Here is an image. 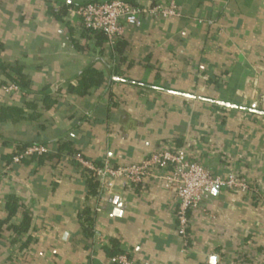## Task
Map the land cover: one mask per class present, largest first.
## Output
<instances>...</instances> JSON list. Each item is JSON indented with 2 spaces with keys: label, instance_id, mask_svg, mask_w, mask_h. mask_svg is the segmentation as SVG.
<instances>
[{
  "label": "crops",
  "instance_id": "1",
  "mask_svg": "<svg viewBox=\"0 0 264 264\" xmlns=\"http://www.w3.org/2000/svg\"><path fill=\"white\" fill-rule=\"evenodd\" d=\"M98 1L0 0V85H12L17 75L9 68H20L29 89L0 91V106L38 116L0 123L7 141L0 139V221L9 198L17 200L1 230L0 264H109L112 242L149 264H210L213 252L233 244L251 253L237 264H264V117L215 104L264 112V0H124L141 7L173 2L179 16L124 27L121 55L68 18L69 10ZM64 7L63 18L52 15ZM88 67L103 83L78 97L68 87ZM17 143L50 153L42 165L34 158L10 166ZM62 143L96 168L139 164L153 150L175 146L253 189H213L184 245L172 193L161 182L116 181L88 196L85 170L58 151ZM86 208L94 212L90 236L79 218ZM25 212L29 227L19 234L9 227Z\"/></svg>",
  "mask_w": 264,
  "mask_h": 264
},
{
  "label": "built area",
  "instance_id": "2",
  "mask_svg": "<svg viewBox=\"0 0 264 264\" xmlns=\"http://www.w3.org/2000/svg\"><path fill=\"white\" fill-rule=\"evenodd\" d=\"M178 16L179 12L173 2L141 7L133 6L124 0H104L87 3L68 11V18L78 20L84 30L103 34L110 47L122 41L126 26L140 28L146 19L168 20ZM0 91L7 94L18 92V89L14 85H0ZM49 153L50 149L45 145L26 147L16 151L10 166H18L25 160ZM69 160L78 168L93 174L99 184L100 194L106 192L108 183L116 181L132 187L143 181L161 182L162 188L172 193L176 234L184 245L189 238L193 215L205 214L207 198L215 187L221 190L239 189L245 194H250L253 189L248 180H238L235 173L227 178L214 174L184 149L175 146L155 149L139 164L115 167L105 164L102 168H96L79 153L72 155ZM109 264L149 262H139L128 253H123L111 257Z\"/></svg>",
  "mask_w": 264,
  "mask_h": 264
},
{
  "label": "trees",
  "instance_id": "3",
  "mask_svg": "<svg viewBox=\"0 0 264 264\" xmlns=\"http://www.w3.org/2000/svg\"><path fill=\"white\" fill-rule=\"evenodd\" d=\"M88 3H91V2H88ZM66 10H67V8L64 7L63 9H61L57 13L55 11H51V12H52V15L54 17L61 19L66 15ZM87 32H89V31H87ZM92 33L96 34L95 38L98 41L97 43H100L101 41L105 42L106 39L103 36V34L96 33V32H92ZM124 49H125V44L122 43L121 41L116 44V51L119 55L122 54V51H124ZM0 68H1V66H0ZM9 70L13 71L17 75L16 78L10 79L12 85L16 86L20 93L28 94L29 93L28 81L22 75V70L20 68H15V69L9 68ZM126 81H128V80H126ZM128 82L131 85L143 86L139 82H134V81H130V80ZM102 83H103L102 74L99 73L94 68L88 67L87 69L83 70L79 74V76L77 78V85L75 87L69 86L68 88L72 93L76 94L78 97H83V96L88 95L89 91L91 89L99 88ZM43 105L46 107V103L43 102ZM25 106H28L31 109H35L34 105L32 103H27ZM213 107L219 108L215 105H213ZM37 117L38 116H30V115L25 114V112L22 108L0 106V123L15 124V123L23 122V121H31V120L36 119ZM0 139H2V141H4V143H7V141L1 135H0ZM34 145H38V144H36V143H17L16 151L23 150L26 147H30V146H34ZM16 151H15V153H16ZM58 151L59 152L66 151V155H68V156H72V155L78 153V152L70 150L68 143L60 144ZM34 158L39 165H42L45 162L44 156L33 157L32 159H34ZM32 159H30V160H32ZM6 161H7V163L8 162L11 163L12 156H8L6 158ZM25 161H28V160H25ZM84 176H85L84 179L86 182L88 196H92L94 198H97L100 194L98 182L95 180L93 174L90 172L84 171ZM16 203H17V200H15L12 197L9 198V203L6 205V208L8 210V216L5 220L0 221V234H1L2 227L4 225H6L7 223H9L11 217L14 215V213L17 209ZM93 213L94 212L89 210V208H86L79 215V218L82 221V224H83V227L85 229V233L87 236H90L92 234L91 232H92V223H93V221H92L93 220L92 219ZM29 221H30V218L28 217V214L25 212L23 214V219H22L21 224L17 227L10 226L9 228L12 227L14 229V231L21 234V233L27 231V229L29 227ZM111 245H112L111 249L107 251V254L109 255L110 258L113 256H116V255H119V254H123V252L119 250L117 242H112Z\"/></svg>",
  "mask_w": 264,
  "mask_h": 264
},
{
  "label": "rangeland",
  "instance_id": "4",
  "mask_svg": "<svg viewBox=\"0 0 264 264\" xmlns=\"http://www.w3.org/2000/svg\"><path fill=\"white\" fill-rule=\"evenodd\" d=\"M7 94H11V93H7ZM242 254H251V253H248V249L246 247L241 250V248H236L235 245L233 244L231 246L230 245L226 246L221 253L213 252L212 256L213 255L217 256L218 258L217 261L219 264H237V261L241 258Z\"/></svg>",
  "mask_w": 264,
  "mask_h": 264
},
{
  "label": "water",
  "instance_id": "5",
  "mask_svg": "<svg viewBox=\"0 0 264 264\" xmlns=\"http://www.w3.org/2000/svg\"><path fill=\"white\" fill-rule=\"evenodd\" d=\"M215 104L223 107V108H226V109H233V110H244L250 114H255V115H259V116H263L264 117V112H261L259 110H256V109H253V108H250V109H246V108H242V107H238L236 105H231V104H228V103H223V102H215ZM218 190L217 187L214 188V193H216V191ZM114 204L116 206H119V203H118V199L117 198H114ZM120 210L117 208L116 210H114V215L115 216H120ZM216 257H212L211 260H210V264H215V261H216Z\"/></svg>",
  "mask_w": 264,
  "mask_h": 264
}]
</instances>
